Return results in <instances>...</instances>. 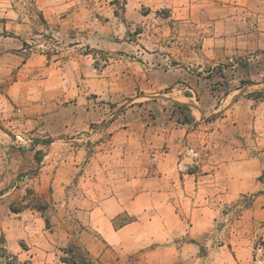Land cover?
Returning a JSON list of instances; mask_svg holds the SVG:
<instances>
[{
	"label": "crops",
	"instance_id": "0c3cea01",
	"mask_svg": "<svg viewBox=\"0 0 264 264\" xmlns=\"http://www.w3.org/2000/svg\"><path fill=\"white\" fill-rule=\"evenodd\" d=\"M191 1L193 0H128L126 5L134 8L146 3L155 8L172 7L168 12L169 16L164 17V20H170L180 17L176 13L183 9L182 4ZM243 1L250 3L254 0ZM114 5L115 2L111 6ZM101 8H106V15H110L106 5ZM203 13L208 15L209 20V13ZM210 25L211 22L207 26L210 37L206 39L207 46L203 49L208 57H215L217 51L221 50L232 56L263 47L262 43L257 47V44L242 40L219 44L215 27ZM254 31L256 30L250 29L244 35H251ZM135 44L136 47L141 46L139 43ZM142 51L150 57L133 63L137 68V76L143 77L138 80L154 84L155 93L169 84L178 86L185 80L182 82L184 87L174 88V91L182 101H196L190 106L191 110L183 109L185 121L183 128L179 130L178 140L182 143L186 136L203 133V125L191 126L194 129L189 127L190 123L199 119L194 107L201 105L200 89L199 86H194V82L199 85L203 80L189 77L186 70L189 65H169L168 59L175 52L169 54L164 51H173L172 49L165 50L159 45V50L154 53L147 49ZM257 57L259 56H254V59ZM86 63L88 62L84 58L71 56L68 65L72 75L70 73L65 80H61L65 83L64 88L53 87L49 90L50 80H44L45 85L38 88L40 93H35V103L17 92L12 95L15 101L23 100L16 121L6 122L0 114V227L7 237L6 251L13 253L19 262L30 260L26 264H71L64 257H70L75 252L74 245L89 253L95 264H246L248 256L242 258L238 253H233L228 243L213 246L216 237L213 229L216 227L220 205L235 201L243 194L255 192L259 194L254 198L253 204L244 210L243 217L252 227L264 224V182L259 179L264 171V161L261 158L263 152L254 154L248 147L235 148L239 149V153L235 155L229 150L219 151L217 154L211 151L207 160L198 161L202 172L154 173L150 146L144 145L140 151L143 154L133 157L141 167L135 171L122 170L119 176L123 185L111 190V186L106 184L107 188H103V184H98L101 181H96L98 176L88 171L90 162L77 156L81 148L86 147L89 153L91 147L88 144L90 137L81 138L78 135L91 132L97 123L109 115L110 109L88 108L87 92L82 85L90 80L83 75L90 69V64ZM200 63L215 65L216 62L212 63L211 59L204 58L198 61L199 65ZM240 68L242 69L239 71L244 75L243 67ZM92 80L96 83L103 82V79L98 78ZM253 82L262 85L264 80L253 78ZM157 84L159 86L156 88ZM187 89L192 91V95L186 94ZM241 89L243 88L234 93ZM61 97L69 100L78 98V101L64 106L57 103ZM250 98L241 94L234 113L241 114L239 110L245 109L246 116L249 115L253 121L251 126L258 131L254 135L259 143L258 147L263 149L264 98ZM118 120L114 119L111 126ZM134 125L124 123L110 130L111 150L121 148L128 153V141L133 137ZM207 128L208 137L221 132L216 124ZM154 131V136L159 137L160 134L163 139L170 134L169 130H165L168 133L163 130ZM244 131L245 135H249L246 139L251 140L252 130L244 128ZM148 133H152L150 126L145 135ZM172 133L175 134V131ZM17 135L30 137L32 143L17 141ZM47 137L52 138L48 145L41 142ZM57 140L64 141L63 154H59L62 149ZM181 143L177 144V150L179 153L185 151L181 158L183 162H188L190 159L186 156L187 147ZM71 145L77 147L68 156L66 154L73 148ZM42 149L45 154L38 158L42 156ZM171 156L167 155L166 163ZM210 166L214 169H208ZM92 181L97 185L93 187ZM105 189L110 191L107 196H104ZM39 204L52 209L49 220L45 215L46 208ZM14 226L20 228L18 238L8 235L7 228ZM29 228H32L30 234L27 230ZM184 237L188 239L184 240ZM203 246L205 252L201 251Z\"/></svg>",
	"mask_w": 264,
	"mask_h": 264
},
{
	"label": "rangeland",
	"instance_id": "374dc122",
	"mask_svg": "<svg viewBox=\"0 0 264 264\" xmlns=\"http://www.w3.org/2000/svg\"><path fill=\"white\" fill-rule=\"evenodd\" d=\"M113 2L115 5L111 6ZM127 3L128 0H0V114L4 116V121H16L17 114L21 112L23 100L15 101L11 97L16 92L35 103V93H40L38 88L45 85L44 80H50L49 90L53 87L64 88L65 83L61 80H65L71 73L68 62L71 56L77 55L84 58L88 62L86 64H90V69L83 73L88 76L85 79L90 80L82 84L87 92L88 108H110L109 115L97 123L91 132L78 135L81 138L90 137V152L83 147L77 156L90 162L88 171L98 176L96 181H101L98 184H103V188H107L106 184L111 186V190L123 185L119 173L122 170L135 171L141 167L133 157L143 154L140 151L144 145L150 146L154 173L202 172L201 163L198 164L200 159L207 160L211 151L217 154L229 150L233 155L238 154L239 149L235 148L248 147L254 154L262 151L261 158L264 161V142L261 145L263 149H260L254 137L258 131L251 126V117L246 116L244 108L239 110L241 114L234 113L241 94L247 98H264V83L260 85L253 82V78L264 80V34H261L264 33V0L250 3L243 0H193L182 4L183 9L176 13L180 17L170 20H164V17L169 16L172 7L155 8L143 3L133 8L127 6ZM105 5L110 15H106V8H101ZM203 12L209 13V20ZM208 21L211 22L210 26L215 27L219 44L242 40L257 44V47L262 43L263 47L232 56L221 50L217 51L215 57H208L203 50L207 46L206 39L210 37ZM250 29L256 31L244 35ZM135 43L141 46L136 47ZM75 44L79 45L73 47ZM159 45L165 50H173L164 52H175L168 59L169 65H189L186 66L189 77L203 80L199 85L194 82V86L200 89L201 105L194 107L199 119L190 123L189 127L194 129L191 126L203 125L201 131L204 132H199V137L186 136L182 143L178 138L185 121L183 109L191 110L190 106L196 102L192 99L182 101L174 91V88L184 87L182 82L185 80L178 86L169 84L155 93L154 84L138 80L143 77L137 76V68L133 65L134 62L148 60L150 57L142 49L154 53L159 50ZM257 55L259 57L254 59ZM204 58L216 62L215 65H199L198 61ZM240 66L243 67L244 75L239 71L242 69ZM95 78L103 79V82L96 83L92 80ZM155 86L157 88L159 84ZM239 88L243 89L234 93ZM186 94L192 95V91L187 89ZM75 101L78 98L69 100L61 97L57 103L65 106ZM225 117L229 118L223 120ZM116 118L119 119L117 125L111 126ZM124 123L135 124L132 128L133 137L128 141V153L121 148L111 150L110 146V130ZM213 124L221 132L208 137L207 126ZM148 126L152 128V133L146 136ZM244 128L252 130L251 140L246 139L249 135H245ZM154 129L163 130L164 133L169 130L170 134L164 139L160 138V134L156 137ZM16 140L19 141L17 136ZM29 142L32 143V140ZM41 142L48 145L52 138H44ZM180 143L187 147L188 162H183L181 158L185 151L179 153L177 150V144ZM57 144L62 149L59 154H63L64 141L57 140ZM71 146L74 149L68 151V156L77 147ZM43 150L42 156L38 158L44 156ZM168 154L172 156L166 163ZM208 169L214 168L210 166ZM259 179L264 182V171ZM92 184L93 187L97 185L94 181ZM109 193V189L104 190V196ZM258 194H243L235 201L220 205L216 227L213 229L216 236L213 246L228 243L233 253H238L242 258L248 256L246 264H264V224L252 227L243 217L244 210L253 204ZM41 207L46 208L45 215L49 220L52 209L47 205ZM18 229L16 226L8 227V235L18 238ZM27 230L30 234L32 228ZM6 243L5 231L0 227V264H26L30 261L19 262L13 253L6 251ZM73 248L75 252L70 257H64L65 260L75 259L79 263L95 264L93 257L84 249L77 245ZM201 249L202 252L206 251L204 246Z\"/></svg>",
	"mask_w": 264,
	"mask_h": 264
},
{
	"label": "built area",
	"instance_id": "2783aa9c",
	"mask_svg": "<svg viewBox=\"0 0 264 264\" xmlns=\"http://www.w3.org/2000/svg\"><path fill=\"white\" fill-rule=\"evenodd\" d=\"M17 139L21 142H23V144H28L30 139L25 138L23 135H17ZM191 152H194L191 149ZM9 259H11V257H9Z\"/></svg>",
	"mask_w": 264,
	"mask_h": 264
},
{
	"label": "trees",
	"instance_id": "16d2710c",
	"mask_svg": "<svg viewBox=\"0 0 264 264\" xmlns=\"http://www.w3.org/2000/svg\"><path fill=\"white\" fill-rule=\"evenodd\" d=\"M37 160H39L38 158H37ZM69 263H71V264H86L85 262H82V263H79V262H77L75 259H72V260H67Z\"/></svg>",
	"mask_w": 264,
	"mask_h": 264
}]
</instances>
